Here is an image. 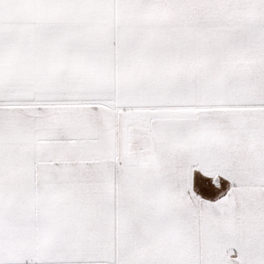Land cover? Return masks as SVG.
Returning a JSON list of instances; mask_svg holds the SVG:
<instances>
[{"label": "snow or ice", "instance_id": "1", "mask_svg": "<svg viewBox=\"0 0 264 264\" xmlns=\"http://www.w3.org/2000/svg\"><path fill=\"white\" fill-rule=\"evenodd\" d=\"M0 264H264V0H0Z\"/></svg>", "mask_w": 264, "mask_h": 264}]
</instances>
